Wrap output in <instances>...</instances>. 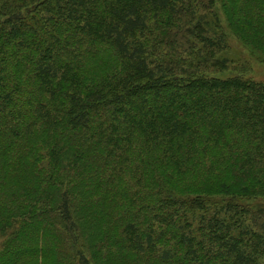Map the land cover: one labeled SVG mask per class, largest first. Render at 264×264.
Wrapping results in <instances>:
<instances>
[{"label": "trees", "instance_id": "16d2710c", "mask_svg": "<svg viewBox=\"0 0 264 264\" xmlns=\"http://www.w3.org/2000/svg\"><path fill=\"white\" fill-rule=\"evenodd\" d=\"M264 0H0V264H264Z\"/></svg>", "mask_w": 264, "mask_h": 264}, {"label": "rangeland", "instance_id": "374dc122", "mask_svg": "<svg viewBox=\"0 0 264 264\" xmlns=\"http://www.w3.org/2000/svg\"><path fill=\"white\" fill-rule=\"evenodd\" d=\"M215 11L217 17H219L220 24L219 28L211 25V29L225 34L227 48L222 55L232 61L233 67L230 66L225 72L215 73L214 76L226 77L233 74H241L245 78L264 82L263 53L246 46L231 33L218 5ZM250 202L264 205V200L261 198L250 200Z\"/></svg>", "mask_w": 264, "mask_h": 264}]
</instances>
